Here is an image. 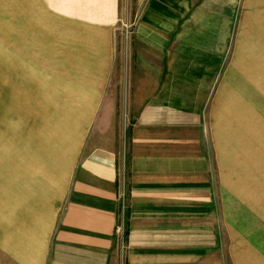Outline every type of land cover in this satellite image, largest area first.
<instances>
[{
	"label": "crops",
	"instance_id": "obj_1",
	"mask_svg": "<svg viewBox=\"0 0 264 264\" xmlns=\"http://www.w3.org/2000/svg\"><path fill=\"white\" fill-rule=\"evenodd\" d=\"M238 2L240 22H264V0H146L134 32L138 61L128 68L130 94L103 99L97 130L61 181L64 193L41 232V264L213 262L212 252L225 245L222 194L242 187L234 185L231 158L245 159L251 148L229 143L227 133L219 141L218 103L230 101L219 100L216 89L212 93L218 62L206 61V48L194 44L191 25L201 3L209 13L220 8V19L228 22L223 8L232 21ZM249 7L257 8L254 14H246ZM68 38L85 48L73 61L91 65L88 102L97 104L93 83L109 58V41L98 33L87 43L77 28ZM118 101L125 104L121 117L110 105ZM126 132L127 144H120ZM121 203L125 217L118 245ZM233 242L236 264H256L255 256L237 250L243 247L240 239Z\"/></svg>",
	"mask_w": 264,
	"mask_h": 264
},
{
	"label": "rangeland",
	"instance_id": "obj_2",
	"mask_svg": "<svg viewBox=\"0 0 264 264\" xmlns=\"http://www.w3.org/2000/svg\"><path fill=\"white\" fill-rule=\"evenodd\" d=\"M145 3L0 0V264H41V232L64 193L63 179L97 130L103 99L130 94L128 68L138 61L134 32ZM202 7L194 9L193 41L206 48L207 62L216 57L212 93L216 89L219 100L226 96L230 101L218 103L219 141L227 133L229 143L251 150L244 151L245 159L231 158L234 185L242 187L222 194L225 245L212 252L213 262L201 264H236L231 245L236 238L243 245L238 251L264 264V22H240V2L230 8L232 21L223 8L228 22L220 19V8L209 13ZM255 9L246 8V14ZM74 28L87 43L100 33L110 44L107 63L93 83L97 104L88 102L91 65L73 61L85 49L68 38ZM215 36L224 38L218 42ZM210 50L217 55L209 56ZM110 105L118 117L123 115L124 103ZM128 136L119 143L127 144Z\"/></svg>",
	"mask_w": 264,
	"mask_h": 264
},
{
	"label": "built area",
	"instance_id": "obj_3",
	"mask_svg": "<svg viewBox=\"0 0 264 264\" xmlns=\"http://www.w3.org/2000/svg\"><path fill=\"white\" fill-rule=\"evenodd\" d=\"M120 207H121L120 224L116 228V235H117V243H118V245L119 244L122 245V234H123L122 227H123V222H124V217H125V205L123 203H121Z\"/></svg>",
	"mask_w": 264,
	"mask_h": 264
}]
</instances>
